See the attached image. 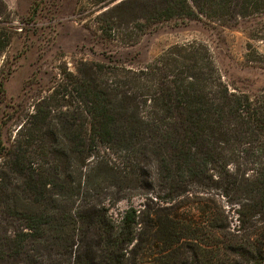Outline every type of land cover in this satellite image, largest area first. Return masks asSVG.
<instances>
[{"label":"trees","instance_id":"1","mask_svg":"<svg viewBox=\"0 0 264 264\" xmlns=\"http://www.w3.org/2000/svg\"><path fill=\"white\" fill-rule=\"evenodd\" d=\"M146 5L135 26L264 14V0ZM126 62L66 74L73 103L53 88L23 114L0 106V264H136L133 248L184 240L208 264H264V88L230 87L196 39ZM135 195L142 207L111 212Z\"/></svg>","mask_w":264,"mask_h":264},{"label":"rangeland","instance_id":"2","mask_svg":"<svg viewBox=\"0 0 264 264\" xmlns=\"http://www.w3.org/2000/svg\"><path fill=\"white\" fill-rule=\"evenodd\" d=\"M118 1L0 0L1 108L21 103L19 113L23 114L53 88L58 90V98L63 97L62 104L73 103L75 92L65 85L66 74L73 79L81 74H113L116 59L131 60L123 66L136 69L169 45L192 39L208 45L230 87L250 93L264 88V14L238 18L227 26L203 19H171L139 27L132 18L149 8L146 0L114 8ZM104 10L117 26L100 21ZM14 130L15 125H9L6 136H12ZM141 200L139 195L122 199L111 212L116 214L130 203L142 207ZM221 203L233 227L235 214L223 199ZM161 244L133 248L135 254L130 256L136 258V264H197L191 241L175 242L165 249ZM203 256L209 258V254L198 256L201 264H208Z\"/></svg>","mask_w":264,"mask_h":264}]
</instances>
